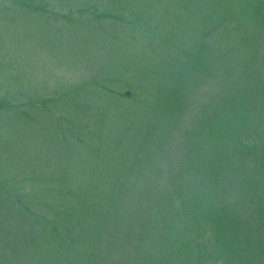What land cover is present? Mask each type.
I'll list each match as a JSON object with an SVG mask.
<instances>
[{
  "label": "rangeland",
  "instance_id": "374dc122",
  "mask_svg": "<svg viewBox=\"0 0 264 264\" xmlns=\"http://www.w3.org/2000/svg\"><path fill=\"white\" fill-rule=\"evenodd\" d=\"M0 264H264V0H0Z\"/></svg>",
  "mask_w": 264,
  "mask_h": 264
},
{
  "label": "trees",
  "instance_id": "16d2710c",
  "mask_svg": "<svg viewBox=\"0 0 264 264\" xmlns=\"http://www.w3.org/2000/svg\"><path fill=\"white\" fill-rule=\"evenodd\" d=\"M196 57H197V54H195V61H196ZM180 79H182V77H180V78L178 79V82L180 81ZM176 90H177V88H175V89L173 90V93H175ZM170 94H171V92H170ZM138 149H139V152H140V153L143 152L141 146H139ZM208 169H209L210 171H212V169L210 168V166L206 169V171H207Z\"/></svg>",
  "mask_w": 264,
  "mask_h": 264
}]
</instances>
